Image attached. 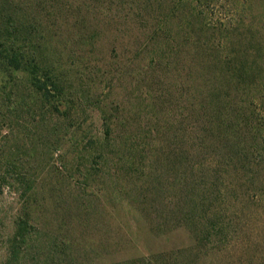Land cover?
<instances>
[{
	"label": "rangeland",
	"instance_id": "obj_1",
	"mask_svg": "<svg viewBox=\"0 0 264 264\" xmlns=\"http://www.w3.org/2000/svg\"><path fill=\"white\" fill-rule=\"evenodd\" d=\"M47 1L48 56L72 102L68 118H52L65 137L58 150L50 125L0 115V264L20 220L32 228L17 264H264V168L241 170L224 140L245 102L224 83L222 102L200 104L197 93L218 70L204 72L202 50L210 61L242 58L251 33L264 45V0H213L207 21L190 25L184 8L196 0ZM164 16L165 40L154 33ZM251 59L264 84V52ZM260 98L263 87L244 99L264 135ZM8 161L34 179L25 196Z\"/></svg>",
	"mask_w": 264,
	"mask_h": 264
},
{
	"label": "trees",
	"instance_id": "obj_2",
	"mask_svg": "<svg viewBox=\"0 0 264 264\" xmlns=\"http://www.w3.org/2000/svg\"><path fill=\"white\" fill-rule=\"evenodd\" d=\"M183 1L179 0L177 7L179 5L182 8L184 6ZM194 2L195 5L193 4ZM194 2L187 1L184 8L188 7L186 24L193 21L194 18H199L200 23L207 21L205 10L213 4V0H196ZM45 4L48 6L54 5L52 1L47 0H0V115H2L3 120H6L5 117L12 118L9 121L10 124H12L11 122L16 124H20L19 122L22 121L29 122L28 118L26 120L21 117V114H27L31 120V126L34 128L36 126L33 124L37 123L43 127L50 125L49 129H52L54 133V137L51 140L53 141L52 144L55 145L53 150H58L65 137L57 133L56 123L53 122L52 118L56 115H64L68 118V111L71 107L68 104L72 101H68L69 92L67 88L70 85H66L64 82L66 81L64 78L65 74L61 69L54 66L55 62L50 60L48 56L49 46L47 45L50 39H46L48 35L44 36L42 18L45 11L49 15L51 13L45 9ZM168 19V16L161 18L154 30V33L162 34L164 40L167 39L164 23ZM161 20H163L162 23ZM211 22L214 25L212 27L218 30L217 32H222L227 28V24H224L223 19H218L215 23H213V20ZM253 38L254 35L251 33L247 39V48L242 50L244 54L242 58H239L237 52L234 58L228 57L226 59L224 57L221 59L219 57L218 59L214 55V61H210L212 59L211 53L205 49L202 50V58L206 67L204 72H207V68L210 66H212L211 69L213 71L218 68L217 76L221 78L217 76H214V78H202L199 85L203 83L201 90L203 93L198 92L199 90L197 91L201 97V99L199 97L200 104L207 97L208 104H216L218 101H224L223 96L226 97L225 93L221 95L218 90L220 84L224 83L227 85V97H230L233 92L240 101L244 100L245 107H241V110H246V113L248 111V114L240 119L238 111L232 112V114H237L236 116L240 120L237 119V122L231 126L229 124L226 125L225 131L228 137L225 136L224 140L229 144V151L233 152L238 159L241 170H246L249 173L255 167L264 168L263 125L261 123H259L258 127L254 125V122L258 121L254 100L250 99L246 102V99H244L253 90H257L260 87L264 88V84L259 83L256 78L257 74L260 73L259 69L255 68L256 60L251 59V54H258L259 56L264 52V45L255 42ZM253 57L254 55H252ZM224 69L225 75L223 77L221 72ZM191 82V80H187L190 85L192 84ZM260 100L264 104L263 99L260 98ZM63 104L67 106H65L64 110H60V107L64 106ZM262 104H257V106ZM191 105L194 106V102H191ZM9 126L11 127V125ZM222 127L223 125L221 124L220 127L216 128L222 129ZM253 130L255 131L254 134L252 133L254 132ZM106 132L109 133V129ZM247 135H252V144H246ZM194 138L195 141L203 140L202 132H195V136H191V140ZM186 155L190 157L192 153L188 152ZM231 159H234V157ZM5 168V172L15 174V181L21 186L23 196L33 190L34 179L30 177V174L22 173L21 170L24 172L22 167H17L8 161ZM209 207H212V204ZM212 217L211 221H209V229L216 232L219 229V220L216 221L219 216L213 215ZM30 227L25 220H20L16 225L15 233L10 241L6 264H17L20 260L18 250L22 248V245L29 242L28 238L31 236L29 234ZM217 234L221 236L222 233L219 231Z\"/></svg>",
	"mask_w": 264,
	"mask_h": 264
}]
</instances>
